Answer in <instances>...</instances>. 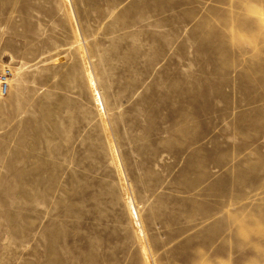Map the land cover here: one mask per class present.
<instances>
[{"label": "rangeland", "instance_id": "rangeland-1", "mask_svg": "<svg viewBox=\"0 0 264 264\" xmlns=\"http://www.w3.org/2000/svg\"><path fill=\"white\" fill-rule=\"evenodd\" d=\"M0 264H264V0H0Z\"/></svg>", "mask_w": 264, "mask_h": 264}, {"label": "built area", "instance_id": "built-area-1", "mask_svg": "<svg viewBox=\"0 0 264 264\" xmlns=\"http://www.w3.org/2000/svg\"><path fill=\"white\" fill-rule=\"evenodd\" d=\"M11 76V72L9 70L4 71L0 75V94L2 96L6 95L8 92V81Z\"/></svg>", "mask_w": 264, "mask_h": 264}, {"label": "bare ground", "instance_id": "bare-ground-1", "mask_svg": "<svg viewBox=\"0 0 264 264\" xmlns=\"http://www.w3.org/2000/svg\"><path fill=\"white\" fill-rule=\"evenodd\" d=\"M8 86H9V82H8ZM9 88V87H8ZM1 95V94H0Z\"/></svg>", "mask_w": 264, "mask_h": 264}]
</instances>
